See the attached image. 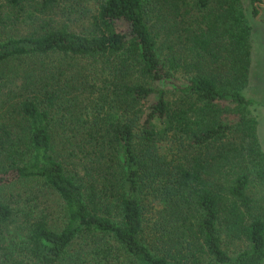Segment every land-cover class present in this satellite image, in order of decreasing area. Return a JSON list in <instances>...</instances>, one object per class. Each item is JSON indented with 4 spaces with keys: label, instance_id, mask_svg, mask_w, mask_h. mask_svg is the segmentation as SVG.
I'll return each mask as SVG.
<instances>
[{
    "label": "trees",
    "instance_id": "trees-1",
    "mask_svg": "<svg viewBox=\"0 0 264 264\" xmlns=\"http://www.w3.org/2000/svg\"><path fill=\"white\" fill-rule=\"evenodd\" d=\"M249 31L240 0H0V264H263Z\"/></svg>",
    "mask_w": 264,
    "mask_h": 264
},
{
    "label": "rangeland",
    "instance_id": "rangeland-1",
    "mask_svg": "<svg viewBox=\"0 0 264 264\" xmlns=\"http://www.w3.org/2000/svg\"><path fill=\"white\" fill-rule=\"evenodd\" d=\"M240 3L250 26L248 78L242 93L255 102L250 107V114L256 120V139L264 155V1L240 0ZM253 6L257 12L252 10ZM249 194L264 204V181H252ZM243 245L240 241L234 240L229 247L235 252Z\"/></svg>",
    "mask_w": 264,
    "mask_h": 264
},
{
    "label": "water",
    "instance_id": "water-1",
    "mask_svg": "<svg viewBox=\"0 0 264 264\" xmlns=\"http://www.w3.org/2000/svg\"><path fill=\"white\" fill-rule=\"evenodd\" d=\"M264 0H262V2H263Z\"/></svg>",
    "mask_w": 264,
    "mask_h": 264
}]
</instances>
